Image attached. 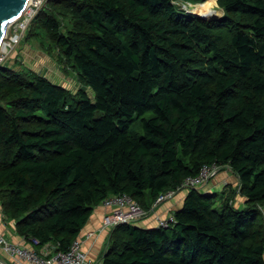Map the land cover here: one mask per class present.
Returning a JSON list of instances; mask_svg holds the SVG:
<instances>
[{
	"label": "trees",
	"instance_id": "1",
	"mask_svg": "<svg viewBox=\"0 0 264 264\" xmlns=\"http://www.w3.org/2000/svg\"><path fill=\"white\" fill-rule=\"evenodd\" d=\"M175 1L41 9L25 39L45 36L44 51L77 69L95 101L28 66H0V203L38 249H69L110 196L148 210L187 190L174 226L112 229L103 263L264 264V0H217L215 20ZM148 111L144 136H132ZM214 163L238 177L243 209L237 190L217 205V193L178 189Z\"/></svg>",
	"mask_w": 264,
	"mask_h": 264
},
{
	"label": "built area",
	"instance_id": "2",
	"mask_svg": "<svg viewBox=\"0 0 264 264\" xmlns=\"http://www.w3.org/2000/svg\"><path fill=\"white\" fill-rule=\"evenodd\" d=\"M51 0H29L27 7L22 15L8 27L0 48V66L5 65L15 48L26 38V32L36 18L41 9ZM230 168L228 165L221 166L217 163L205 165L195 176L187 177L178 189L199 188L209 183L222 168ZM176 192L170 190L161 193L151 209H145L137 200L129 194L113 195L102 203L111 208V211L104 216L103 228L112 230L121 224H133V222L145 219L154 212L157 227L170 228L177 223L174 213L163 218L155 212L160 203L171 198ZM92 234V233H91ZM40 241L36 238L31 239L30 246L9 241L0 232V255L6 254L16 263L29 262L31 264H96L89 258L88 253L83 249V242L80 238L75 239L67 250H59L51 253L50 244L40 247ZM1 258V256H0ZM5 264V263H0Z\"/></svg>",
	"mask_w": 264,
	"mask_h": 264
},
{
	"label": "crops",
	"instance_id": "3",
	"mask_svg": "<svg viewBox=\"0 0 264 264\" xmlns=\"http://www.w3.org/2000/svg\"><path fill=\"white\" fill-rule=\"evenodd\" d=\"M28 49V47H27ZM27 49L23 51L22 55L18 54V58L15 60V64H18L20 59H26V56H30V54L26 55ZM18 52V50H17ZM17 52H15L17 54ZM44 53V52H43ZM32 60L35 61L36 55H32ZM40 59L45 58L44 54H39ZM51 63H48L46 66H42V69H48L50 71L49 74H45L51 80H56L55 75H58L60 78V68H58L57 64L53 60H50ZM59 67L61 66L60 63ZM12 66H14L12 64ZM53 80V81H54ZM62 82V79H60ZM63 85V84H61ZM240 185L239 179L229 172L222 171L218 176L211 179L209 183L205 184L203 187V191L207 193H216V192H224L226 194L227 188L226 185ZM188 191L182 190L176 192L171 198L165 200L160 203V205L156 208L155 212L161 215L163 218L168 215L174 213L177 209L181 208L184 200L186 198ZM236 194L235 199L236 202L240 204L246 205L245 198H240ZM111 211V208L104 206L103 204L95 207L87 225L83 228L80 233L79 238L83 242V249L88 253L90 259H92L96 264H104L103 256L108 248L109 239H110V230L103 228V219L104 216ZM154 213V212H153ZM140 226L145 228L156 227L155 215H151L144 220L139 222ZM0 232L4 234V236L14 243H19L23 245L30 246L31 240L27 239L25 236L19 234L16 228V221L9 218L0 203ZM92 233V234H91ZM51 245L50 252L54 253V243H49ZM40 250V249H39ZM1 259L4 260L7 264H31L29 262L16 263L9 256L4 253H1Z\"/></svg>",
	"mask_w": 264,
	"mask_h": 264
},
{
	"label": "rangeland",
	"instance_id": "4",
	"mask_svg": "<svg viewBox=\"0 0 264 264\" xmlns=\"http://www.w3.org/2000/svg\"><path fill=\"white\" fill-rule=\"evenodd\" d=\"M175 3L179 7V9L184 10L185 12H187L189 14H193V15H196L199 17L202 15H204V17H206L205 15H207L206 12L203 13V12L190 11V9H199V5H201V4H199V5L192 4V2L186 1V0L175 1ZM185 5H186V8L184 7ZM211 9L216 10L217 15L212 17V19L211 18L208 19L206 17L207 20H213L216 17H218L217 19H220L225 14V10L218 5L217 0H212ZM47 41L48 40L45 36H38L37 38H33L32 41L24 38L21 41V43L17 46V48H15L13 50V52L11 53L6 64H8V65L13 64L14 66H16L17 69H20L22 67L21 65L28 66V67L32 68L33 70L39 71L45 75V74H49L50 71L48 69L47 70L42 69L43 68L42 66H45V65L47 66L48 63H51L50 60H53L55 62V64H57L58 68H60V70H61L60 71L61 72L60 73L61 78L58 75H55L56 80L53 79L55 82H57L59 84H63V86L70 89L71 92H73L74 94H76L79 91V89H84L88 93L89 97L93 101H95L96 100V94L93 92L92 89H90L88 86H86L85 83L80 79V76L78 74L77 69L73 68L69 63H62L59 60L57 52L54 51L53 53H55V54H53V53L48 54L44 51L45 49L43 48L42 44L44 42H47ZM27 47H28V49H27ZM26 49H27L26 55L30 54V56H26V59L25 58L20 59L18 64H15V60L18 58V54L22 55L23 51H25ZM17 50H18V52H17ZM15 52H17V54ZM33 54L36 55L35 61L32 60ZM39 54H44L45 58L40 59ZM58 63H60V65H61L60 67H59ZM60 79H62V82H60ZM81 96L75 95L73 98L75 100L79 101L82 99ZM101 115H102L101 112L97 113V116H101ZM153 117H154L153 111H148L144 115H141V116L135 115L133 117V121L131 122V124L129 126L130 134L136 138L143 137L144 136L143 119H150ZM222 171L229 172V173L233 174L234 176H236L234 174V172L231 170V168H224V167L219 171V173L216 176H218ZM215 177H213V178H215ZM226 188H227L226 194L223 191L222 192H216L218 194L217 205L222 204L224 202V200L227 198V196L231 192H233L234 190H237V194H239L238 196L240 198H243V196L240 193V185L239 184H236L234 186L233 185L230 186V184H228V185H226ZM199 189L201 191H203V187H199ZM234 197H235V195H234ZM235 204L240 209H243L245 207L243 204L236 202V199H235ZM262 209H263V215H264V207ZM153 214L154 213L152 212L149 216H151ZM140 221H142V219L133 222V224L140 226V224H139Z\"/></svg>",
	"mask_w": 264,
	"mask_h": 264
},
{
	"label": "water",
	"instance_id": "5",
	"mask_svg": "<svg viewBox=\"0 0 264 264\" xmlns=\"http://www.w3.org/2000/svg\"><path fill=\"white\" fill-rule=\"evenodd\" d=\"M28 3L29 0H0V48L7 33L8 27L11 23H13L22 15ZM184 7L186 8V5ZM200 17L207 19L204 16ZM217 18L218 17L214 18L213 20ZM2 262L7 264L4 260L0 258V263Z\"/></svg>",
	"mask_w": 264,
	"mask_h": 264
},
{
	"label": "bare ground",
	"instance_id": "6",
	"mask_svg": "<svg viewBox=\"0 0 264 264\" xmlns=\"http://www.w3.org/2000/svg\"><path fill=\"white\" fill-rule=\"evenodd\" d=\"M201 4V5H199ZM196 5H199V9H190V11H195V12H206L207 15H205L208 19H212V17L217 15V11L214 9H211L212 7V0H208L206 2L203 3H198ZM202 10V11H201ZM194 13V12H193ZM204 16V15H202Z\"/></svg>",
	"mask_w": 264,
	"mask_h": 264
}]
</instances>
